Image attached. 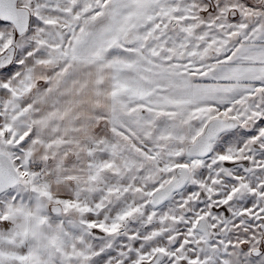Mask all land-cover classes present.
Masks as SVG:
<instances>
[{
	"label": "snow or ice",
	"instance_id": "snow-or-ice-1",
	"mask_svg": "<svg viewBox=\"0 0 264 264\" xmlns=\"http://www.w3.org/2000/svg\"><path fill=\"white\" fill-rule=\"evenodd\" d=\"M0 264H264V0H0Z\"/></svg>",
	"mask_w": 264,
	"mask_h": 264
}]
</instances>
